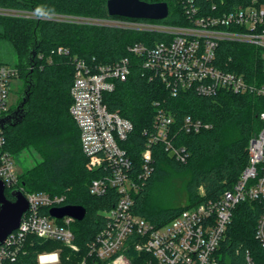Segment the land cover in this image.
<instances>
[{
  "label": "trees",
  "instance_id": "16d2710c",
  "mask_svg": "<svg viewBox=\"0 0 264 264\" xmlns=\"http://www.w3.org/2000/svg\"><path fill=\"white\" fill-rule=\"evenodd\" d=\"M108 1L0 0V9L92 20L129 19L110 16ZM142 1L168 4V17L154 21L156 23L176 27L192 24L178 0ZM201 1L198 0L199 3ZM164 39L165 36L158 32L0 15V45L12 47L19 77L29 88L25 94L27 102L23 122L4 130L5 149L19 158L23 151L33 148L42 159L19 175L16 189L64 196L65 205L81 206L87 211L83 221L72 225L79 252H71L60 242L34 239V244H27L26 253L21 255L17 264H38L39 253L60 248L63 249L61 264H80L88 257V244L107 224L102 213L114 208L118 199L114 190L104 196L90 193V185L97 178V173L88 169L80 130L70 115L76 60H84L95 68L115 65L126 57L131 59L130 77L124 82L116 81L115 89L105 94V103L111 112H118L134 126L123 146L136 170L142 168L141 154L148 138L145 133L153 130L157 110H164L174 119L170 141L175 148L185 149L186 161L171 156L163 143L154 145L153 173L135 195L136 214L161 226L187 208L218 200L238 182L249 162V142L263 126L260 114L264 112V97L230 92L203 97L194 91L172 96L160 81H151L147 77L141 58L129 51V47L136 43L153 47ZM218 53L220 67L245 74L252 84H264L257 48L238 42H222ZM188 116L210 128L199 133H187L183 123ZM173 174L188 175L187 205L168 207L160 199V186ZM13 190L6 189L10 200H14L11 197ZM261 211L257 203L244 202L237 206L224 242L225 257L240 262L248 250L257 263L264 264V249L255 237ZM43 213L48 214L49 209ZM237 249L241 250L240 256L236 254ZM130 255L134 264H156L147 254L132 251Z\"/></svg>",
  "mask_w": 264,
  "mask_h": 264
},
{
  "label": "built area",
  "instance_id": "2783aa9c",
  "mask_svg": "<svg viewBox=\"0 0 264 264\" xmlns=\"http://www.w3.org/2000/svg\"><path fill=\"white\" fill-rule=\"evenodd\" d=\"M191 20L190 26H167L143 20H92L83 17L21 12L11 17L56 20L78 24L113 26L136 31L158 32L165 39L153 47L136 43L129 47L131 54L141 58L147 77L158 80L172 96L194 91L203 97L221 92L253 93L264 97V84L250 83L245 74L225 70L218 64L222 42H238L257 48L264 72V0H178ZM0 15L6 16L0 12ZM59 51H62L61 49ZM131 59L123 58L112 66L92 67L84 60L75 61L74 82L71 88L70 115L76 122L81 147L88 158V169L97 173L90 193L104 196L114 190L118 194L115 207L102 215L106 226L88 244V257L80 264H134L131 252L151 256L156 264H259L246 250L243 260L233 262L224 256V242L238 205L257 203L261 215L255 237L264 249V112L260 132L248 146L249 162L232 190L216 201H208L183 210L168 223L156 226L134 212L135 195L153 173V147L163 143L171 156L185 162V149L175 148L170 141L174 119L162 109L157 110L154 128L148 135L141 154L142 168L136 170L123 144L134 130L132 122L118 112H111L105 94L115 89L116 81H127L131 75ZM19 70L1 62L0 58V117L9 114L12 81ZM158 105V104H156ZM187 133L209 129L201 121L188 116L184 120ZM6 138L0 128V181L6 189L17 188L19 171L16 158L5 149ZM29 210L19 228L0 245V264H17L26 253L27 244L34 239L60 242L71 252L80 247L75 243L71 217L56 219L50 210L67 206L64 196L47 193H27L23 188ZM49 209L48 214L43 211ZM33 238V239H32ZM62 251L38 254V264H61ZM236 254L240 256L241 250Z\"/></svg>",
  "mask_w": 264,
  "mask_h": 264
},
{
  "label": "water",
  "instance_id": "95a60500",
  "mask_svg": "<svg viewBox=\"0 0 264 264\" xmlns=\"http://www.w3.org/2000/svg\"><path fill=\"white\" fill-rule=\"evenodd\" d=\"M107 9L110 16H118L129 19L162 21L168 17L169 7L167 3H148L142 0H109ZM27 102L24 98L15 111L0 117V128L3 130L9 126H16L23 122L25 111L19 116H15ZM14 200H10L6 195V186L0 181V245H3L14 231H16L24 214L29 210V203L21 189H15L11 193ZM50 215L56 219L64 217L74 218L76 221H83L87 216V211L81 206L67 205L61 208H53Z\"/></svg>",
  "mask_w": 264,
  "mask_h": 264
},
{
  "label": "rangeland",
  "instance_id": "374dc122",
  "mask_svg": "<svg viewBox=\"0 0 264 264\" xmlns=\"http://www.w3.org/2000/svg\"><path fill=\"white\" fill-rule=\"evenodd\" d=\"M0 12L4 13L6 16H11L15 14L22 15L21 12H14V11H0ZM36 13L39 12L28 11L27 15L30 17H34ZM89 23L95 24L98 22L89 21ZM0 58L3 64L17 68L15 65L16 56L14 54L12 47L9 44L0 45ZM27 89H29L28 85L24 83V80L21 77H18L12 81L11 94H10V107L11 109H14L13 111H15L18 105L22 103L23 99L25 98ZM41 160H42L41 156L38 154L36 150H34L33 148L26 149L25 151H23L21 157L16 158V164L19 173L21 174L25 169L34 167ZM187 180H188L187 174H173L168 179V181H166L160 186L159 196L161 197L160 199L161 201L164 202L165 206L173 207V206L188 204V196L186 192Z\"/></svg>",
  "mask_w": 264,
  "mask_h": 264
},
{
  "label": "flooded vegetation",
  "instance_id": "af4514ba",
  "mask_svg": "<svg viewBox=\"0 0 264 264\" xmlns=\"http://www.w3.org/2000/svg\"><path fill=\"white\" fill-rule=\"evenodd\" d=\"M24 108H25V105L23 107H21L19 111L16 110L15 116H19L22 113V111L24 110Z\"/></svg>",
  "mask_w": 264,
  "mask_h": 264
}]
</instances>
